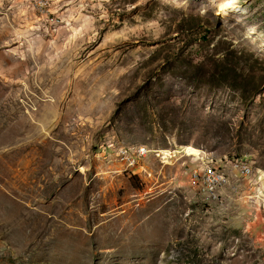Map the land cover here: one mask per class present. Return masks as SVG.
I'll list each match as a JSON object with an SVG mask.
<instances>
[{
  "label": "rangeland",
  "instance_id": "obj_1",
  "mask_svg": "<svg viewBox=\"0 0 264 264\" xmlns=\"http://www.w3.org/2000/svg\"><path fill=\"white\" fill-rule=\"evenodd\" d=\"M0 264H264V0H0Z\"/></svg>",
  "mask_w": 264,
  "mask_h": 264
},
{
  "label": "built area",
  "instance_id": "obj_2",
  "mask_svg": "<svg viewBox=\"0 0 264 264\" xmlns=\"http://www.w3.org/2000/svg\"><path fill=\"white\" fill-rule=\"evenodd\" d=\"M143 155V152L141 153ZM132 165L136 162L135 159L129 157ZM238 172L242 175L250 173L246 168H237ZM188 184L194 188L195 184H202V196L208 200H216L218 198V190L222 186L221 178L210 176L209 172L203 170L190 169L188 174ZM205 198V199H206Z\"/></svg>",
  "mask_w": 264,
  "mask_h": 264
},
{
  "label": "bare ground",
  "instance_id": "obj_3",
  "mask_svg": "<svg viewBox=\"0 0 264 264\" xmlns=\"http://www.w3.org/2000/svg\"><path fill=\"white\" fill-rule=\"evenodd\" d=\"M229 12H233V13H239V8L231 6V3H226L221 7V13L222 14H226ZM189 151L193 152V153H189L188 156H194L195 158L198 157L196 155L198 154V151L194 150V149H189ZM195 154V155H194ZM148 158V157H147ZM146 159V158H145ZM206 166L203 167H198L195 168L196 170H205L207 172H209L210 176L216 177V178H221V184L223 185L224 180H225V176L224 173L219 169L216 168L215 166H213L210 163H205ZM245 166V165H244ZM241 168V167H240ZM243 168V167H242ZM246 169L248 170V168L246 167ZM227 178V177H226ZM194 186H198L202 189V184H195Z\"/></svg>",
  "mask_w": 264,
  "mask_h": 264
}]
</instances>
